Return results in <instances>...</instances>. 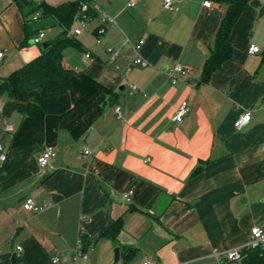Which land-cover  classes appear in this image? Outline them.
<instances>
[{"label":"crops","instance_id":"1","mask_svg":"<svg viewBox=\"0 0 264 264\" xmlns=\"http://www.w3.org/2000/svg\"><path fill=\"white\" fill-rule=\"evenodd\" d=\"M70 1L0 0V80L62 31L34 8ZM204 1L173 0L168 11L163 0H93L96 17L64 51L71 88H37L23 111L0 110V264H231L226 254L248 247L252 228L264 225V0L245 6L229 38L233 56L209 80L203 69L227 6ZM106 15L115 23L97 44ZM41 30L47 38L34 44ZM127 39L144 40L148 65L125 74ZM252 45L260 51L250 54ZM109 46L120 52L119 69ZM176 64L193 74L170 82ZM185 100L191 110L177 123ZM246 112L250 122L237 130ZM46 146L57 155L41 169ZM27 198L37 213L24 209ZM118 219L116 237L103 238ZM80 239L88 258L75 261Z\"/></svg>","mask_w":264,"mask_h":264},{"label":"trees","instance_id":"2","mask_svg":"<svg viewBox=\"0 0 264 264\" xmlns=\"http://www.w3.org/2000/svg\"><path fill=\"white\" fill-rule=\"evenodd\" d=\"M85 1L89 10L82 12L81 4ZM93 0H76L57 6L40 4L33 12L41 10L40 16H52L56 19L62 31L49 41V46L43 48L40 55L27 62L22 68L13 72L7 78L0 80V97L7 96L8 100L3 110L4 116L13 111H23L28 100L29 92L44 87L49 92L69 90L75 70L64 62V51L77 44L76 38L70 36L74 20L83 15L96 17L92 9ZM258 5V0H219L227 6L226 14L214 37L209 56L206 59L203 78L209 80L211 75L220 70L224 63L232 58L233 48L229 42L231 32L249 2ZM121 219L112 222L102 234L103 238H115L122 229ZM84 246L88 239H84ZM84 251V250H83ZM242 264H264V251L250 247L241 250Z\"/></svg>","mask_w":264,"mask_h":264},{"label":"built area","instance_id":"3","mask_svg":"<svg viewBox=\"0 0 264 264\" xmlns=\"http://www.w3.org/2000/svg\"><path fill=\"white\" fill-rule=\"evenodd\" d=\"M163 7L168 10V11H173L174 9V5H173V0H163L162 2ZM129 5L132 7L135 5L134 1H131L129 3ZM212 3L210 0H205L204 1V6L206 7H211ZM92 8L94 10H98L97 6H92ZM81 9L82 12H85L87 10H89V5L83 1L81 4ZM40 14H36L35 18H39ZM89 16L86 15L85 13L79 17L76 18L77 22H78V26L72 30L70 32V36L73 38H79L80 36H82L86 30V19ZM106 18V23L108 25L102 26L99 30H98V36L96 38V43L100 44L102 42L101 39V35H103L106 31V29L109 27V24L112 25L114 24V19L111 18L110 16H105ZM47 38V33L44 30L39 31L38 33H36L33 36V42L34 44H42ZM126 44L131 45V52L126 56L127 60H128V65L125 68V74H128L131 71V68L133 66H143L146 67L148 65V62L143 58L142 56V49L144 46V40H140L139 42L135 43V44H131L130 40L127 39ZM106 51L108 53V62L110 64H114L116 69L120 68V64L117 63L118 59H119V50L113 48V47H107ZM260 51L259 46L256 45H252L249 48V53L250 54H255L258 53ZM3 54L0 53V59H2ZM85 58L86 59H91V54L90 53H86L85 54ZM193 74V69L189 66H183L181 64H176L173 67L169 68L166 70V75L167 78L170 82H176L178 79L180 78H184V77H189ZM131 89L133 92L137 91V87L132 85ZM0 110L3 111V107L0 106ZM191 108L189 105L188 101H183L179 107L177 108L175 114L173 115V121L180 123L184 120V118L188 115V113L190 112ZM116 112L119 115V117H121V108L117 107L116 108ZM251 119V113L250 112H246L244 113L239 119H237L234 123V126L237 130H242L249 122ZM7 131H12L13 129L11 128V126H6L5 128ZM1 149V146H0ZM85 154H91L90 150H85ZM57 155V151L55 149V147L53 146H46L44 148V150L42 151L41 155L38 158V164L41 167V169H45L46 167H48L51 163V161L56 157ZM1 161H5L6 160V155H1L0 157ZM134 191L131 189L128 192L124 193V198L127 201H130L131 196L133 195ZM24 209L30 212H34L37 213L41 207H39L35 201V199L33 198H27L24 202ZM248 247L253 248V249H259L264 251V225H260V226H255L252 228L251 230V238H250V242L248 244ZM23 251L22 246H17L16 247V253L17 255H20ZM80 258H88L87 254L84 253L83 251V244H82V240L80 239L78 244H77V248L75 251V255H74V260H78ZM242 254H241V250L240 249H235L232 250L230 252H228L226 254V259L229 263H236V264H242ZM59 262L58 259H54L53 260V264H57ZM143 264H157L155 262H151V261H144Z\"/></svg>","mask_w":264,"mask_h":264},{"label":"water","instance_id":"4","mask_svg":"<svg viewBox=\"0 0 264 264\" xmlns=\"http://www.w3.org/2000/svg\"><path fill=\"white\" fill-rule=\"evenodd\" d=\"M49 46V42H45L44 44H43V48H47ZM115 253H116V259L119 257V250L118 249H116V251H115ZM16 255V254H15ZM15 255H14V257H15Z\"/></svg>","mask_w":264,"mask_h":264},{"label":"rangeland","instance_id":"5","mask_svg":"<svg viewBox=\"0 0 264 264\" xmlns=\"http://www.w3.org/2000/svg\"><path fill=\"white\" fill-rule=\"evenodd\" d=\"M91 22H92V18L91 17H88L86 19V26H89ZM86 29H87V27H86ZM52 37H53L52 39H54L56 36H52ZM231 264H236V263H231Z\"/></svg>","mask_w":264,"mask_h":264}]
</instances>
